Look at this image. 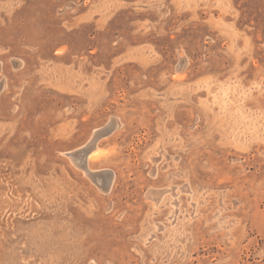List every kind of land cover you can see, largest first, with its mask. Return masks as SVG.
<instances>
[{
  "label": "rangeland",
  "instance_id": "1",
  "mask_svg": "<svg viewBox=\"0 0 264 264\" xmlns=\"http://www.w3.org/2000/svg\"><path fill=\"white\" fill-rule=\"evenodd\" d=\"M0 91V264H264V0H0Z\"/></svg>",
  "mask_w": 264,
  "mask_h": 264
},
{
  "label": "bare ground",
  "instance_id": "2",
  "mask_svg": "<svg viewBox=\"0 0 264 264\" xmlns=\"http://www.w3.org/2000/svg\"><path fill=\"white\" fill-rule=\"evenodd\" d=\"M0 92H1V91H0ZM101 133H102L101 131L96 132L94 139H95L97 136H100ZM106 134H107V133H106ZM103 135H104V134H103ZM94 139H93V140H94ZM94 144H95V143H92V141H91V143H89L88 146L92 147ZM96 150H97V148H94L93 152L91 153V158H93V154L96 153ZM88 153H89V152H88ZM84 169H85V168H84Z\"/></svg>",
  "mask_w": 264,
  "mask_h": 264
},
{
  "label": "crops",
  "instance_id": "3",
  "mask_svg": "<svg viewBox=\"0 0 264 264\" xmlns=\"http://www.w3.org/2000/svg\"><path fill=\"white\" fill-rule=\"evenodd\" d=\"M98 131V130H97ZM96 131V132H97ZM92 141V143H95L93 146L95 147V145H96V141L95 140H91ZM91 141H90V143H91ZM94 150V149H93ZM93 150L91 149L90 151H89V153H88V155H87V159H88V162H89V160H91V153L93 152ZM97 158H100V156L99 157H97Z\"/></svg>",
  "mask_w": 264,
  "mask_h": 264
}]
</instances>
